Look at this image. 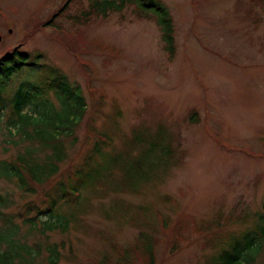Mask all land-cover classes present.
<instances>
[{
	"label": "rangeland",
	"instance_id": "1",
	"mask_svg": "<svg viewBox=\"0 0 264 264\" xmlns=\"http://www.w3.org/2000/svg\"><path fill=\"white\" fill-rule=\"evenodd\" d=\"M67 1L0 0V58L19 44L35 63L18 80L58 70L80 87L87 105L58 176L31 184L30 195L0 179V196L8 195L2 213L20 224L18 213L34 204L44 210L57 200V183L66 177L78 195L61 208L67 216L60 226L67 231L47 232V239L30 232L24 240L56 244V264H144L134 251L119 259L141 231L153 236L154 264H206L230 236L254 230L264 217V4L158 0L175 30L169 58L155 23L137 17L128 4L84 22L87 2H69L56 19L69 34L38 30ZM77 15L80 22L71 18ZM64 44L81 52V62ZM18 83L14 77L8 90ZM2 139L0 160L15 153ZM97 140L98 174L79 185L68 173L70 164L79 165ZM168 144L175 156L166 162L160 154ZM143 148L154 152L142 155ZM122 168L134 175V191H112ZM89 179L91 188L85 187ZM40 221L51 222L48 215ZM208 224L211 231L199 233ZM11 233L18 234L11 227L2 232ZM41 249L36 264H46L48 253Z\"/></svg>",
	"mask_w": 264,
	"mask_h": 264
},
{
	"label": "trees",
	"instance_id": "2",
	"mask_svg": "<svg viewBox=\"0 0 264 264\" xmlns=\"http://www.w3.org/2000/svg\"><path fill=\"white\" fill-rule=\"evenodd\" d=\"M73 1L76 0H68L59 11L53 14L51 20L38 30L50 27L56 32L69 34L60 24H57L56 19L64 16L63 13L68 9L69 2ZM84 1L87 2L84 22L91 15L105 16L108 11H121L125 4L132 5L133 12L137 17H144L155 23L160 32L164 51L169 55V58L174 56L173 20L168 9L158 0ZM251 2L257 5L264 4V0H251ZM71 18L75 22L81 21L78 15L71 16ZM64 46L69 54L75 56L76 61L81 62V56L78 55L81 52L72 51L71 46L65 44ZM22 52L18 44L10 53H6L0 58V137L3 138L1 142L11 144L15 149L14 154L0 160V179H5L17 189L30 195L31 184L40 186L51 178H55L59 175L61 166L69 161L71 149L77 142L76 129L87 115V105L80 87L72 84L58 70L40 69L43 70L42 72L45 71L44 74H38L34 80L30 81L26 78L19 81L21 76L29 73L30 68L35 66V63L29 61L30 55ZM25 67L27 68L26 72L20 73ZM14 77L19 83L13 92L8 90L10 87L8 85L12 84ZM169 146V144L164 146L163 154H160V157H164L166 162L175 156V151ZM19 147L22 148L21 151ZM153 152L154 150H144L143 148L142 155L150 156ZM101 155V142L97 140L92 150L88 151V155L83 157L79 165L70 164L73 169L68 173L76 179V183L79 185L86 177H96L98 167L95 166L94 160ZM133 166L136 170H140L142 163L135 160ZM139 175L142 174L139 173ZM88 183L90 184L85 187L91 188L93 181L89 179ZM135 183L134 175L126 173L122 168V177L116 180L117 187L112 191H134ZM57 184H59L57 200L51 199V203L49 202V206L44 210L38 209L34 204L32 207H28L26 212L18 213L20 224L14 223L15 215L9 216L2 213L1 209L8 205V195L0 196V221L2 223L0 227V264H36L35 261L42 251L41 247L45 248L44 250L48 253L46 264H56L58 259L56 244L43 243L45 246H40L41 244L38 242L40 245L37 243L28 245L24 240L27 235L31 234L30 232L39 233L41 237L46 238L47 232L64 234L67 231L60 226V220L67 216V212H63L61 208L63 204L72 201L74 195L70 190L75 191L76 189L69 185V179L66 177L59 179ZM46 215L51 220L50 223L40 221V218ZM70 216L74 217L71 214ZM211 226L208 224L206 228H201L202 231L199 233L210 232ZM216 226L220 229L219 225ZM9 227L18 234L3 235L4 229L8 231ZM24 227L28 230L25 234H21L20 230ZM181 238L182 233L179 228L174 236L175 247ZM131 251H134L135 256L140 255L144 264H154L153 236L141 231L136 238L135 245L123 251L119 258L120 261L124 262L127 258L129 259ZM206 264H264V217L262 214L258 217L254 230H246L240 236H230L225 248L211 255Z\"/></svg>",
	"mask_w": 264,
	"mask_h": 264
}]
</instances>
